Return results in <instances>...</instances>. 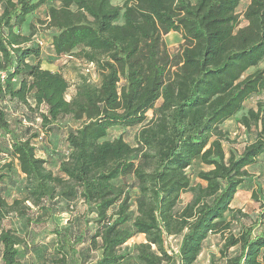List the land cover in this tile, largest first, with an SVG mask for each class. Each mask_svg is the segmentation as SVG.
<instances>
[{
  "label": "trees",
  "instance_id": "obj_1",
  "mask_svg": "<svg viewBox=\"0 0 264 264\" xmlns=\"http://www.w3.org/2000/svg\"><path fill=\"white\" fill-rule=\"evenodd\" d=\"M242 1L0 0L1 264H20L28 245L12 215L49 220L59 242L53 264H67V253L70 264H121V246L139 234L135 259L142 264H193L210 234L230 230L234 216L224 213L249 176L246 167L264 155L263 122L239 153L222 146L221 125L264 90V0L237 11ZM45 5L37 22L50 30L49 60L68 55L91 63L96 80L76 65L71 80L65 65L41 67L39 28L30 22L23 34L21 27ZM170 32L182 38L174 54L163 39ZM8 102L20 116L9 117ZM262 112L248 109L240 122L249 127ZM64 118L62 147L54 152V130ZM134 125V144L121 133L108 138L110 129ZM196 161L205 169L192 176ZM14 188L20 195L8 201ZM184 191L191 197L176 209ZM75 201L93 224L73 240L54 217ZM256 226L254 234L249 227L224 236L221 254L238 247L226 264H264V205ZM170 236L180 237L171 251ZM89 249L98 251L93 260Z\"/></svg>",
  "mask_w": 264,
  "mask_h": 264
},
{
  "label": "rangeland",
  "instance_id": "obj_2",
  "mask_svg": "<svg viewBox=\"0 0 264 264\" xmlns=\"http://www.w3.org/2000/svg\"><path fill=\"white\" fill-rule=\"evenodd\" d=\"M123 0H112L113 4L120 5ZM248 0H243L239 6L237 7V11H241L244 6L247 4ZM56 4V2H54ZM27 22V21H26ZM26 22L23 23V27H25ZM244 24V22H242ZM38 29L35 39H42L44 42H48L49 31L46 27L36 24ZM164 43L171 54L176 53L180 49V44L182 43V38L178 32H170L163 37ZM68 56V55H67ZM67 56L64 55L58 63L64 62L65 65V76L67 79L71 80L73 76H75V68H78L79 71H84V66L82 64L73 65L66 63L69 61ZM69 63V62H68ZM264 66V59L259 62L258 67ZM254 69V67L249 68L246 72H250ZM91 79L96 80L97 75L93 72L90 74ZM73 92V87H70L67 90L66 97L69 96ZM248 109H253L254 111H261L264 109V90H262L259 94L250 96L242 105L241 109L231 118L226 120L221 125L222 130L225 132V137L222 140V146L226 153L229 151H234L235 153H239L245 144L252 142L255 138V135L258 130L262 127V122L264 123V112H262V120L257 123H251L249 127L245 126L240 122V118L243 115H246ZM147 115L150 116L151 112L148 111ZM20 116V115H19ZM9 117L13 119L10 115ZM64 123H66V119L64 118L61 122V126L54 130V134L62 136ZM76 123H73V126ZM139 125L129 126L126 128H112L109 131L108 138L114 137L115 135L121 133L124 139L130 144H134V135L136 131L139 129ZM35 129V128H34ZM36 130V129H35ZM48 143V139L43 141V145ZM55 141L51 143V149H54V152L58 150L53 146ZM52 155L54 160L56 161L57 154ZM55 164V163H54ZM53 165V164H51ZM205 169L201 164L197 161L194 162L191 167L188 168V171L192 176L200 170ZM247 171L249 172V176L246 178L244 186L240 187L238 192L236 193L229 211L224 213V217L229 220L230 216L233 215L234 218L231 220L230 232L233 234H237L242 230H246L247 228H252V234L256 233L259 229L256 226L257 216L261 209V206L264 205V156L258 158L257 161L247 166ZM127 182L130 181V178H125ZM121 180H118V182ZM7 193V191H6ZM133 194V191H132ZM20 195L17 189H12L11 194L7 196V200L10 201L13 197H18ZM191 197V193L189 191H184L180 193L179 201L177 202L176 209L181 208L185 202ZM134 209V206L132 207ZM85 208L78 201L73 202L72 209L68 212L57 214L54 217L55 222L59 225L60 228H64L68 230L71 236V239H77L79 236V231L84 225L87 227L92 226V222L89 221L86 223L85 219H89L92 215L88 214L87 216L84 214ZM85 215V218L83 216ZM31 223H27L25 218L17 217L15 215L11 216L10 223L11 225L18 231L19 234L23 235L28 243V245L22 250L20 254V264H42L43 261H46V264H53L52 260L59 258V253H57L56 248L59 246L58 239L51 234L52 224L49 220H44L43 218L40 220H35V216H30ZM7 223V222H5ZM229 231H226L222 234H210L208 238L204 241L203 247L197 256V260L194 264H226L225 256H232L238 252V247L233 246L225 251V256L221 254L220 249H222V245L224 243V236H226ZM180 237L178 236H170L166 239V245L168 249L175 250ZM144 241L143 234L136 235L129 239L124 245L121 246L120 251L126 254L124 261L121 264H142L141 262L135 259V248L138 242ZM76 249H83L85 252L86 244H78L76 245ZM88 260H93L98 251L93 249H89ZM68 263L70 264L69 254L67 253ZM1 264V263H0Z\"/></svg>",
  "mask_w": 264,
  "mask_h": 264
},
{
  "label": "crops",
  "instance_id": "obj_3",
  "mask_svg": "<svg viewBox=\"0 0 264 264\" xmlns=\"http://www.w3.org/2000/svg\"><path fill=\"white\" fill-rule=\"evenodd\" d=\"M45 12H46V5L39 8L38 10H36L35 12H33L32 14H30L28 17H27V22H26V25L25 27H21V32L23 34H27L28 33V24L30 22H33L35 25L38 23L37 22V19H45ZM50 32V30H48ZM41 56H42V60H41V67L42 68H45V69H49V70H52V71H56L58 69H62L60 68L62 65H64V62L62 63H58L59 60H61L62 58H57V59H53V60H49L52 59V53L50 52V50L48 49V42H45V45L43 47H41ZM67 59L69 60L66 64L69 65V64H72V65H78L79 62L77 59H74L73 57H70V56H67ZM8 109L10 111V115L13 117V116H19L20 113H21V110H18L16 109V107H14L13 103L12 102H8ZM226 122V121H225ZM63 135V134H62ZM57 137H54V140H55V143H54V147L56 150H59L60 147H62V136L58 138V135H56ZM52 148V147H51ZM52 151H54V149H52ZM58 152V151H57ZM36 154L37 156H40V157H44L45 154H44V150L43 148H39L36 150ZM54 155V154H52ZM56 156V161L54 160V157L52 156V162H53V167L56 168L58 167V163H59V153ZM264 155L258 157V158H261L263 157ZM55 163V164H54ZM247 168V167H246ZM208 238V237H207ZM206 238V239H207ZM197 260V259H196ZM195 260V262H196ZM194 262V263H195ZM193 263V264H194Z\"/></svg>",
  "mask_w": 264,
  "mask_h": 264
},
{
  "label": "built area",
  "instance_id": "obj_4",
  "mask_svg": "<svg viewBox=\"0 0 264 264\" xmlns=\"http://www.w3.org/2000/svg\"><path fill=\"white\" fill-rule=\"evenodd\" d=\"M36 42L40 47H43L45 45V42L42 39H36ZM84 71L88 74L95 73L94 67L91 63H83ZM5 73L0 70V81L4 78ZM91 76V75H90Z\"/></svg>",
  "mask_w": 264,
  "mask_h": 264
}]
</instances>
